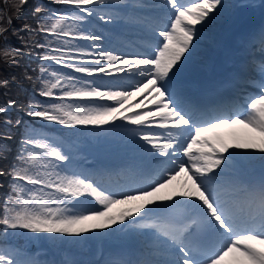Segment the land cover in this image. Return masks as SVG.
<instances>
[{
  "label": "snow or ice",
  "instance_id": "1",
  "mask_svg": "<svg viewBox=\"0 0 264 264\" xmlns=\"http://www.w3.org/2000/svg\"><path fill=\"white\" fill-rule=\"evenodd\" d=\"M26 2L27 0H19L18 12L20 6ZM52 2L74 6L77 11L60 15L42 6L34 9L36 13L47 11L49 16L37 21V29H32L26 24L24 30L45 32L56 38V47H49L52 41L47 40V37L46 44L36 45L46 49L41 59L55 61L63 67L89 76L96 73L111 75L113 72H124L125 68L116 67L117 62H120L135 68V74L142 79L133 85L135 91H101L98 85L93 86V81H81L78 77L50 71L42 66L41 74H49L52 79L42 80L44 87L39 93L41 96L52 97L55 95L53 89H59L61 95L57 99L61 101L66 98H99L113 101L119 107L68 103H52L45 107L30 102L27 115L67 126L106 125L118 117L133 125L159 121L158 126L166 130L163 134L143 131L137 133L154 150L149 152V155L160 166L159 178L152 180L147 188L139 190V194L122 193L123 198L118 199L116 194H106L105 190L87 178H81L75 173L66 174L67 170L56 162L71 164L72 157L62 151L61 147L53 146L47 139L26 135L22 141V152L17 156L19 163L12 165L8 171L0 169V176L11 177V191L0 207V225L4 226L5 234L8 229H22L35 234L47 233L52 235V245L62 247L70 243L65 237L83 238L84 233L102 231L117 223L125 225L127 221L128 225L125 227L152 230V243L149 245L151 250L140 259H109L105 260L104 264H264V175L256 184L238 177L224 180L227 170L234 167V158L230 151L232 148L258 150L262 154L260 160L264 167V141L259 145L250 141L229 144L217 131L239 124L264 136V37L261 40L262 60L257 69L260 75V82L257 84L259 93L248 95L242 103L228 108L229 114L214 116L194 102L181 98L172 90L170 81L181 70L178 67L181 58L193 46L198 31L195 26L202 22H213L216 17L212 13L219 15L227 8L224 0H200L199 3L193 0L191 6L181 0H165V5L170 4L172 9L170 23L150 27L154 34L159 28L158 36L162 38L157 40L154 46L150 45L154 47L151 54L135 53L133 63L127 57L114 55L113 51L101 49L99 43H93L91 47L97 50V58L91 65L84 62H65L79 61L80 57L86 54L85 46L73 41H101V35L89 31L84 26L92 23L89 18L105 23L119 20L128 22L129 18L121 16L114 9L129 5H120L117 0ZM132 6L147 7L139 0ZM246 6L248 5H241ZM135 22L144 23L139 18ZM11 24V18L5 20L0 14V38L5 41L7 26ZM0 54L5 61H14L16 57L23 55V52L19 48L6 45L0 48ZM104 61L108 63V67L102 63ZM243 71L242 66L241 72ZM9 83L7 79H0V87H7ZM142 92L148 93L149 103L155 105L156 110L132 116L123 115L130 108L139 107L138 104L128 102L134 95ZM14 104L15 101L9 100L6 105H0V117H4L0 120V125L3 126L0 129V140L11 139L6 129L13 123L8 118V113ZM15 123L18 125L21 121L16 120ZM5 147L0 145V152H3ZM179 151L188 158L187 162L172 159ZM159 157L165 159L160 160ZM186 163L190 164L191 170L186 167ZM217 169L219 171H216ZM181 174L191 180V186L174 195L187 198L180 203L195 210V215L177 219L173 214L175 204L160 205L157 202L173 200L172 195L161 197L158 193ZM185 183L187 184V181ZM79 197L93 198L103 210H81L78 205L89 201L85 199L82 202L77 199ZM136 201L145 203L135 204ZM126 204L134 206L113 212L115 206ZM154 204L157 205L155 209L148 207ZM145 208L147 212L143 211ZM153 212L163 215L153 218L150 215ZM142 220L148 222L137 223ZM120 231L123 232L124 229ZM114 234L118 236L116 230L108 235ZM207 236L213 239L210 247L202 243V238ZM17 257L18 252L0 249V264H80L69 259L41 262L21 260Z\"/></svg>",
  "mask_w": 264,
  "mask_h": 264
},
{
  "label": "rangeland",
  "instance_id": "2",
  "mask_svg": "<svg viewBox=\"0 0 264 264\" xmlns=\"http://www.w3.org/2000/svg\"><path fill=\"white\" fill-rule=\"evenodd\" d=\"M154 1H156V0H139V2L141 4L147 5V7H134L132 5L137 3V0H117V2L120 5L128 4L129 7H120V8L114 9V11H118L121 16H125V17L129 18V21L125 22L123 20H119V21L113 22V23H105L103 21H99L97 19H94V21H92V23L90 25H86L87 29L89 31H93L97 35H101L103 37V39L101 41H99V42L90 41V46L93 43H99L101 49L107 48L106 50L113 51L114 55H119V54H117L114 51V49L108 48V45H107V42H111L110 41V37L113 38V39L115 38L111 34L113 27L117 26V25H121V24H123L125 27L130 26V25H133L134 27L136 25H140L141 26V24H145L147 22V21L143 20L144 18L145 19H149V18H152V17L156 16L157 14H162V10L159 9L158 6H156L157 3H155ZM229 1L230 0H224V3L227 5V8L225 10H222L221 14L217 15V13L214 12L216 18H218V19L224 18V16L226 15V14L224 15V12H226V10H228V8L230 6ZM239 1H240L241 5H248L246 7H243V11L240 13V16L244 12L247 13V14L249 12H252V10H254V8H252L253 5L254 6L261 5L264 2V0H237V2H239ZM16 3L17 4L15 5V7L17 8L19 3L18 2H16ZM139 8L141 9V11L139 10ZM137 18L143 20L144 23L135 22ZM168 19L170 20V18H168ZM202 24L207 26V27H210L211 25H213L211 22H209L207 24L202 22ZM201 33L208 34V32H206L205 30H201L200 33H197V36L194 37V38H197L198 36H200ZM195 41H197V40H195ZM128 45L132 46L131 44H128ZM197 50L198 49H194V51H197ZM254 51L256 53L261 52V54H262V49L261 48H255ZM96 52H97L96 49H94V48L91 49V51L88 54L89 60L86 62V64H89L91 62V60L94 61L97 58ZM102 63L104 64L105 67L108 65V63L106 61H104ZM49 69H50V71L51 70H55V71H58L60 73L67 74L65 71L60 70L58 66L50 67ZM132 73H134V72H132ZM104 75L105 74H103V73L102 74L98 73L97 76H90V78H88L87 80L85 78L83 79L81 77H78V78L81 81H93L94 82L93 86L98 85L100 87L101 91H108V90H113V91H125V90H127V91H135L134 87H129V86L127 88L116 87V88H111V89L108 88V87H105L107 82H105V76ZM81 76H83V75H81ZM258 76H259V72H258ZM92 77H94L93 80L91 79ZM123 81H124V79H122L121 82L125 84V82L127 80H125V82H123ZM130 83L132 85L135 84L132 81H130ZM77 86H79V85H77ZM136 95H134L129 100L128 103L133 104V105H137L139 102H141L142 106H143L144 105L143 102H142L143 101V97L136 99ZM63 103L82 104V105H110V106L119 107V105H116L115 102H113V101L100 100L99 98L84 99V100L75 99V98L74 99H67L66 98L65 100H63ZM142 106H140V107H132L127 112H124L123 115L132 116V115H135L136 113H141L142 114L146 110V109L143 110ZM125 107H127V105H125ZM10 109H14V107L11 106ZM116 120H120L119 122L127 121V120H123L120 117H118ZM116 120H113V121H116ZM50 126H53L51 130L57 129L58 130V131H56L57 133L53 134L50 129H49L50 132H47V133L46 132L43 133L40 130H35V129H33L30 132L32 134H34V135H36V134H38V135L39 134H44L45 137L43 139H47V142H49L53 146H59V147H61L62 151H65L66 153H69L71 155V157H72L71 164H69L68 162H56V163H59L61 168H64V169L67 170L66 174H68V175H72L73 173L78 174L74 170V167H78V166L80 167V165L78 164L79 160H77L76 157L78 155L77 154L78 151H80V150L83 151L82 147L84 146L83 145L84 140H77V138H70V139L64 138L63 137L62 127H58V125H56V126L50 125ZM130 131H131V133H130ZM234 131L235 130H234L233 127L228 130L229 133L230 132L233 133ZM82 134L85 135V138L88 137L91 140H95V141H102V140L105 141V140H108V139H112V140L117 139L118 141L123 142V141H125V139H130V140L133 139L132 142H134V141H136V139H139V137L137 138V136H139V135L135 131L130 129V128H116L114 130L93 128L91 130L83 131ZM263 138H264V136H263ZM37 139H40V138H37ZM142 141H144V140L142 139ZM232 144H233V142H232ZM75 145H76V147H75ZM147 146L148 147L146 149H148V150L144 151L146 153V154H144L145 157L146 156H150L149 152H154V150L151 149V146L149 144ZM253 153L257 154V157L254 158V160H258L256 162H252L253 160L248 158V157H252L253 158ZM232 154H233V152H232ZM260 156H261V153H258L256 151V149H240L239 150V158L235 154H233L234 165H235L234 168L238 172L241 171V172H243L245 174H248L249 170H247L246 168L251 166L252 171L257 172V171L261 170L260 168H263L262 167V161L259 159ZM132 158H136V157H132ZM255 165H260V166H255ZM258 167H260V168H258ZM231 171H234V170H231ZM179 176H181V175H179ZM29 187H31V186H29ZM89 198H91V197H87V198L79 197L77 199L80 200V201H85V199H89ZM122 198L123 197H120L118 199H122ZM138 203H141V202H138ZM82 204H80V205L82 206ZM92 205H91V208H97L94 203ZM83 206H84V204H83ZM78 208H80L81 210L83 209L81 207H78ZM101 210H103V209H101ZM116 210H117V206H115V208L113 209V212H116ZM99 231L100 230H94V231H91V232H88V233H84V234H82L83 238H81V237H65V239L69 240L70 243L66 244V245H64L62 247L57 245L60 248H57L56 246H55L56 247L55 248L50 243V240L52 238L51 234H47V233L35 234V233L28 232L27 230L20 229V233H21V236L23 238V243L22 244H23L24 247L19 245V244H17L14 241H10V242H5V243H0V249H5V250L13 251V252H18V257L17 258L21 259V260H23V258H24V260H29L31 258V259L38 260V261H41V262L55 261L56 254L63 252L64 255L68 256L66 259H74L75 261H78V260H83L82 257L78 255V253H79L78 249H79V246H81V243L83 241L92 243V241H94V239H97L100 236V232ZM111 233H113V232H111ZM141 233H143V232H140V234ZM113 236L114 235L109 236L108 240L102 245L101 248H103L107 244L108 241H113V240H116L118 242L124 241V239H122L120 236H119V238L117 236H115V237H113ZM29 238H31V239H29ZM111 238H113V239H111ZM143 239H145L147 244H149V245L152 243V238L150 236L149 237H145ZM78 240L80 241V243H75V241H78ZM49 244H50V246H49ZM30 247H38V248L36 250H32ZM29 249H31V250H29ZM83 250L86 253L89 252L86 249H83ZM102 256H103V253L100 254V257H102ZM43 257H44V259H43Z\"/></svg>",
  "mask_w": 264,
  "mask_h": 264
},
{
  "label": "trees",
  "instance_id": "3",
  "mask_svg": "<svg viewBox=\"0 0 264 264\" xmlns=\"http://www.w3.org/2000/svg\"><path fill=\"white\" fill-rule=\"evenodd\" d=\"M19 3V0H0V14H2L7 20L11 18L12 24L8 27L7 41L0 38V48L10 45L12 48H19L22 50L23 55L16 57L14 61H5L2 54H0V79L9 80L7 87H0V105H6L9 100L15 101L13 107L18 109L9 110L8 118L13 123L6 129L11 139L0 140V145L6 146L3 152H0V169L8 171L12 165L18 164L17 156L22 152V141L25 136L28 135L26 128L31 125L29 119L26 117L27 112L30 110V102L33 104H40L45 107L48 105L57 103V99L51 97L41 96L39 93L44 87L42 80L45 78L52 79L46 74H41L40 68L49 66L46 60L41 59V55L46 51L45 48L37 47V44H46L47 40L52 41L49 47H56V38L48 35L45 32L28 31L24 30V25H30L32 29H37V21H41L49 16L47 11L36 13L34 9L37 6H42L45 9H51L58 13L69 14L71 9L65 6L64 9L55 8L53 10L44 0H27L25 4L20 6V11H17L15 5ZM70 22V21H69ZM14 30H19L14 32ZM84 40H76L73 43L84 45ZM86 48V46H85ZM58 54V53H53ZM54 94L61 95L59 89H53ZM36 120H44L40 117H34ZM4 117H0V120ZM20 120V124H16L15 121ZM46 121V120H45ZM55 122V121H48ZM3 126L0 125V129ZM75 129H71V132ZM27 155V153H24ZM10 176H0V207L4 204L10 193ZM23 183V182H22ZM13 233V234H12ZM0 236H13L16 237L15 230L8 229L5 234V228L0 225Z\"/></svg>",
  "mask_w": 264,
  "mask_h": 264
},
{
  "label": "bare ground",
  "instance_id": "4",
  "mask_svg": "<svg viewBox=\"0 0 264 264\" xmlns=\"http://www.w3.org/2000/svg\"><path fill=\"white\" fill-rule=\"evenodd\" d=\"M161 1L165 2V0H161ZM188 2H190V1H188ZM256 6H258V5H256ZM240 8H241V4H238L237 7H236L234 16H237L239 14ZM169 12H172V9ZM170 15H171V13H170ZM260 19L262 20V23L259 24V27L262 24H264V3H262L261 8L257 10V15H255L253 13L248 14L247 21L242 24L243 35L245 36L250 30L253 29L254 23H252V25H251V22H255V21L258 22ZM220 31L221 30L218 29V25H216L215 26V31L212 32V34L215 33L216 35L219 36L218 38L214 37V40H216L217 43L223 41L224 33H221ZM261 33H262V35H261ZM238 34H236L234 36V40L235 41H237V39H238V36H237ZM262 37H264V26L258 32V37L251 41V45L256 44V46H261L262 47V44H261ZM223 44L226 45L227 41H225ZM195 47H196V45L192 46L193 49ZM233 49H234L233 47H224V48H221L219 50L217 47L209 44L207 46L205 52H204L205 56H207V58H208V63L206 65H203V66L202 65H198L196 67L197 69H195V72L201 71L202 68L205 67V66L209 67L210 64H211L210 59L213 60L214 58H216L215 53H216L217 50L219 51L218 54L223 57L225 54H227V52H231ZM136 52L137 53H142L143 50L139 49V50H136ZM250 53H251L252 56L250 57V61H249L248 65L246 66V63H244V65H243L244 71L243 72L240 71L241 74L239 75V78L243 79V81H247V80L252 79V78L255 77L254 76V71L258 72L257 69H258V66H259V64H260V62L262 60V56H258L260 53L256 54V53L253 52V50H250ZM185 55H186V53H185ZM122 57H126V56L123 55ZM193 57L194 56H190L191 59ZM127 58L134 63V58H135L134 55L128 56ZM141 58H143V57H141ZM182 61H184V57L181 58V62ZM181 62L178 65H185L186 64V63L184 64V63H181ZM117 65H119L121 68H125V71L124 72H120V74H119V76H121V77L127 75V71L128 70L135 69V68L131 67V65H124V64H121L120 62H118ZM186 65H188V64H186ZM222 66H223V69H228V70L230 69V63L223 64ZM181 68H184V66H182ZM213 72L216 73V71H213ZM126 79H127V81L130 79L134 83H136V81H138L137 80L138 78L135 79V78L126 77ZM199 79H200V76L198 75L194 79L193 83L195 82V80H199ZM238 80L239 79H236V81H238ZM127 81H126L127 85L129 87H133V85L129 84ZM254 90H256V89H254ZM249 92H251L250 89H248L246 84L243 83V85H242V93L246 94V93H249ZM142 96H144V95H142ZM144 98H145V100H148L147 97L144 96ZM148 103H149V101H148ZM236 103H238V101H236L235 104ZM147 105H149V104H147ZM234 105L233 106H229V107L228 106L223 107L222 109H225V110L222 111L223 114H221V115L229 114L227 109L228 108H233ZM212 115H213V113H212ZM233 128L235 130L233 133H231V132L229 133L228 130L230 128H227V127L220 128V129L217 130L219 135L221 136V138L225 142H227L229 144L231 142H233V144H235L237 142H240V143L242 142L243 143V142L250 141V142H254V143L259 145V144H261L262 141H264L263 136H261L258 132H253L251 129L245 128L243 125L237 124V125L233 126ZM232 151H233V154H235L239 158V149L232 148ZM256 151L258 153H260L258 150H256ZM92 153H95V151L92 150ZM255 157H257V154L253 153V158H252L253 161L252 162L258 161V160H254ZM262 172L264 173V167H263ZM233 176H238L241 179H244V174L241 171L237 172V170H235V171H230L228 174H226L227 178H233ZM186 181L187 180L183 181L182 175H181V177L177 176L176 179L173 180L169 185H167L166 187L162 188L160 190V192L158 193V195L161 196V197L172 195L173 199H175V198H183V197H176L174 194L176 192H178V191H181V190H179L180 188L183 190L185 187L191 186V180H188L187 184L185 183ZM137 202L138 201H136L134 203L136 204ZM141 202L145 203V201H141ZM168 202L169 201H158L157 204L167 205ZM130 205H132V207L134 206V204L117 205V211L120 210V208L122 206L123 207L126 206V208H128V206H130ZM148 207L155 209L157 207V205L156 204L149 205ZM126 225H128V222H125V225H121V224L117 223L116 225H112L110 228L104 229L102 231L100 230L99 231L100 232V236L97 239H94V241H92V243L83 241L81 243V246H79V249H78V251H79L78 255L81 256L82 259H84V263L83 264H88L89 262H91V264H94L95 262H97L96 259H104V260L111 259L110 258V254L108 253V249H112L116 253H121V251H119L116 248V246H115V245L119 244V242L116 241V240L108 241L107 244L103 248H101L102 245L108 240V237H109L108 234L113 232V230H116V232L118 233V236L120 235V237L124 238V239H132L133 236L138 235L140 231H144L146 234H149V232H148V230L146 228L132 229L131 226L125 227ZM121 229H124V231L121 232L120 231ZM115 236H117V235L114 234L113 237H115ZM111 239H113V238H111ZM83 249H86L89 252L86 253ZM101 253H103V256H102V258H99ZM64 258H65V255L62 252V253L56 255L55 261L59 262V261L64 260ZM94 258H96V259H94ZM29 260H34V259L30 258ZM92 260H95V261H92Z\"/></svg>",
  "mask_w": 264,
  "mask_h": 264
}]
</instances>
